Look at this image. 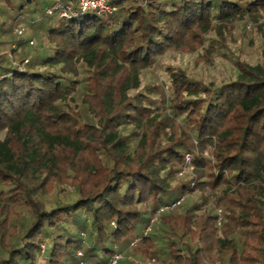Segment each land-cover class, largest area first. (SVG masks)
<instances>
[{"label": "trees", "instance_id": "trees-1", "mask_svg": "<svg viewBox=\"0 0 264 264\" xmlns=\"http://www.w3.org/2000/svg\"><path fill=\"white\" fill-rule=\"evenodd\" d=\"M108 1L117 6L111 15L59 17L45 13L51 0H2L0 46L24 43L12 28L26 21L45 47L23 71L13 65L23 60L15 47L0 53V222L19 206L29 214L14 239L0 232V264H97L130 247L160 264H206L224 247L230 264H264V59L237 61L236 78L216 87L168 68L171 95L161 104L128 94L165 51L200 44L214 23L264 10V0ZM60 2L78 10V0ZM78 65L89 68L81 101L97 120L67 105ZM124 124L141 131L133 149ZM186 154L195 177L173 182L188 172L179 174ZM58 170L75 197L45 207L35 184ZM206 188L223 193L227 221L215 214L191 224L194 205L174 213L182 200L150 223L160 207ZM235 231L239 247L229 239Z\"/></svg>", "mask_w": 264, "mask_h": 264}, {"label": "rangeland", "instance_id": "rangeland-1", "mask_svg": "<svg viewBox=\"0 0 264 264\" xmlns=\"http://www.w3.org/2000/svg\"><path fill=\"white\" fill-rule=\"evenodd\" d=\"M3 4L0 0V6ZM214 29L208 31L204 36L203 41L198 44L196 42L185 40L180 48L168 49L149 68L141 69L138 75V86L128 90V94H134L141 92L147 94L151 99L155 100L158 104H161V99L167 100L171 95L170 82L167 74L168 68L180 69L189 78L194 80H201L204 84L211 87H216L230 79L236 78L239 73L237 61L245 63L249 66H256L261 64L264 59V10L260 9L258 12L251 14L243 13L237 14L230 20L214 23ZM15 27L22 30L21 36L16 33H12L16 37L24 39V43L16 46L15 44L0 46V53H10L11 47L14 45L16 51L14 56L28 58V63H31L36 56L41 55L44 51L45 41L39 39L34 35V28L29 25L28 22H21L16 24ZM32 39L34 41L33 46L28 45V41ZM35 68L41 70L39 65H34ZM48 70L57 72V67H49ZM89 74V68L82 65L77 66L76 75H70V80L75 81V90H72L69 94L70 99L68 104L74 107L82 119H95L93 114L87 109V104L82 103L80 86L84 82V78ZM156 86H160L161 90L158 91ZM160 101V102H159ZM166 115V109H161ZM157 112L160 113L159 110ZM156 119H160L157 117ZM122 135H128V144L131 149L135 147L140 137V130L137 129V134L130 132L131 126L124 124L118 126ZM166 136L170 135L171 128H166ZM3 134L0 133V137ZM206 152V151H205ZM209 156L206 152V157ZM57 174L49 179L48 182H44L39 185L41 177L37 179L35 184L38 190V197L45 207L54 205L56 202L70 201L75 197L73 187L69 186L67 182L58 178V175L63 178L61 172L54 171ZM51 174L49 175V177ZM195 177L194 169L190 170L183 176L175 175L173 182H176L179 178L190 180ZM39 183V184H38ZM223 193L220 190L210 191L209 189H199L187 191L183 196L182 205L174 213H182L186 207L194 205L193 216L191 217V224L197 222V220L203 215L214 216L217 210L223 208L220 206V196ZM18 214L12 218H7L3 223L0 222V232H3L4 240L14 239V233L19 234L29 222V214L24 209V206L17 208ZM222 220L227 221V213L223 210ZM1 219V217H0ZM222 226V225H221ZM219 226L216 230L215 237L223 238V232ZM16 234V235H17ZM1 239V237H0ZM235 247L241 245V237L238 231H235L229 236ZM222 252L219 255L216 251H211V257L205 260L206 264H230L228 261L229 250L222 248ZM2 248L0 246V254H2ZM125 259L127 256L139 261L138 264H160L159 259L154 257V262L148 263V258L141 257L136 248H127L123 253ZM38 264H41L42 259L39 258ZM124 259V258H123ZM128 260V259H126ZM126 264H134L133 262H126Z\"/></svg>", "mask_w": 264, "mask_h": 264}, {"label": "built area", "instance_id": "built-area-1", "mask_svg": "<svg viewBox=\"0 0 264 264\" xmlns=\"http://www.w3.org/2000/svg\"><path fill=\"white\" fill-rule=\"evenodd\" d=\"M117 10V6L115 4H111L108 0H78V10H72L70 5H65L63 6L60 2V0H51V4L45 8V13L46 14H52V13H56L59 17H70V16H74L76 15L77 11L78 12H85V11H94L97 14L100 15H111L113 13H115ZM13 32L16 33L18 36H21L22 34V30L17 27H13L12 28ZM28 45L29 46H33L34 45V41L32 39H30L28 41ZM15 46L13 45L12 48H14ZM7 55L10 56V53H7ZM28 63V58H23L21 63H16L15 61L13 62V65H15L16 69L19 71H23L25 68V64ZM189 155L186 154L185 155V165L184 167L181 169L179 174H183L186 173L189 169ZM183 200V197L179 198L178 200H176L175 202L160 207L155 215L151 218L150 223L152 221H154L157 216L158 213L165 210V209H171L173 208L175 205H178L181 201ZM217 214V223L220 224L222 221V211L221 210H217L216 212ZM149 229V226L146 227V230ZM82 237L84 238V235L82 234ZM135 242H132L131 245H133ZM44 248V244H41V251ZM77 256H81L82 252L81 250H77L76 251ZM125 259V256L123 253L121 252H115L113 253L110 257H108L105 261L103 262H99L97 264H118L120 260ZM126 259H128L129 261L133 262L134 264H138L139 261L136 259L131 258V256H127ZM148 263L154 262V258H151L147 261ZM87 262L80 260L77 264H86Z\"/></svg>", "mask_w": 264, "mask_h": 264}]
</instances>
